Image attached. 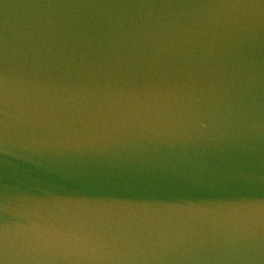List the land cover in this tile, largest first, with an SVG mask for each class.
I'll return each mask as SVG.
<instances>
[{"label":"water","instance_id":"95a60500","mask_svg":"<svg viewBox=\"0 0 264 264\" xmlns=\"http://www.w3.org/2000/svg\"><path fill=\"white\" fill-rule=\"evenodd\" d=\"M0 90V264H264V0H0Z\"/></svg>","mask_w":264,"mask_h":264},{"label":"snow or ice","instance_id":"6c2138e0","mask_svg":"<svg viewBox=\"0 0 264 264\" xmlns=\"http://www.w3.org/2000/svg\"><path fill=\"white\" fill-rule=\"evenodd\" d=\"M0 96H2V90H0ZM139 179H142V177L140 176L114 177V178H107L102 181H95L94 183L98 185H107V184L135 181ZM62 238L70 246L71 245L79 246L81 244L87 245L89 242L88 237L83 234L82 230L75 224V222L72 223L70 231L63 233ZM5 244H6V240H5L4 232L2 228H0V253L3 252L5 248Z\"/></svg>","mask_w":264,"mask_h":264}]
</instances>
